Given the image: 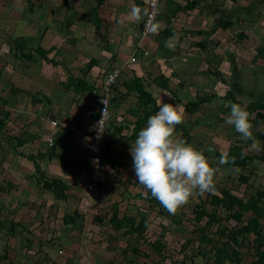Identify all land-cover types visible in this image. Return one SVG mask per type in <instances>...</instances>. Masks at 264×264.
Returning <instances> with one entry per match:
<instances>
[{
  "label": "crops",
  "instance_id": "obj_1",
  "mask_svg": "<svg viewBox=\"0 0 264 264\" xmlns=\"http://www.w3.org/2000/svg\"><path fill=\"white\" fill-rule=\"evenodd\" d=\"M145 1L0 0V119H4L6 124L0 129V196L3 201L0 202V264H87L89 260L85 259L88 254L92 259L96 254V264H105L99 262L104 261L103 253H83L80 247L83 239H72V229L69 228L78 231L86 228L83 205L92 206L93 202H97L93 200H98L87 193L84 181L89 182L92 172L87 150L91 139L88 128L95 125L99 117L96 107L106 94L111 101L104 138V164L113 173L120 168L127 169L130 164L133 166L132 156L129 158L126 153L129 144L120 148L119 142L115 141L125 138L128 131L125 128L131 124L134 128L130 137L136 139V132L147 123L137 126V121L144 116L142 108L138 107V93H128L125 88V83L133 77L142 79L156 103L162 101L167 104L174 100L184 111L188 100H196L201 95L213 97L212 101L201 104L195 113L185 111V115H189L187 124L191 129L199 130L200 126L217 129L220 123L217 125L215 116L220 118L219 121L224 120L223 114L230 115V104L241 101V106L250 114L253 134L262 148L264 130L258 128L264 124V108L251 111L249 106L256 102L264 106V58L255 59L256 56H253L248 65L243 64L241 53L246 47L242 46L234 52L226 42L232 33L236 35L239 30V38H246L248 32L245 25L248 22L264 31V0H160V12L151 32L144 31ZM46 4L50 6L46 7ZM94 8L95 15L90 17L89 12ZM133 9L138 10V15L132 14ZM38 17L46 19L45 29L40 30L43 20ZM30 36H39L35 43L49 51L50 60L44 59L40 63L46 67L45 70L33 63V71L20 74L17 69H24L22 61L27 59L17 49L18 43ZM236 45L239 43L234 47ZM133 57L135 61H132ZM93 60L96 64L90 65ZM60 67H63V74L55 80L53 74ZM113 67L120 69L121 75L110 91H106L104 77L107 70ZM247 71L250 72L247 74ZM81 72L95 88L82 89L77 93L67 87V82L70 77L81 76ZM40 76L46 79L42 84V80L38 79ZM36 95L43 100L33 103ZM133 105L137 108L134 109V116ZM201 111L204 114L199 119ZM126 116L129 118L125 119V125L117 122ZM53 120L73 121L79 131L54 128ZM255 127H258L257 133ZM188 128H183L185 131L181 129V137L189 131ZM224 133L229 137L228 150H220L216 145L220 140L214 138L215 143L208 144V148H214V155L204 153L207 158L212 157L218 162L217 151L228 153L231 145L241 146L246 154H257L255 150H250L251 141L243 140L233 126L226 132L223 127ZM52 135L55 140L50 145L48 139ZM19 137L25 142L19 143ZM27 155L37 156L40 170ZM114 156L121 157L128 166L115 170L110 165ZM257 161L261 160L255 159L248 167ZM222 166L225 167H218ZM54 179H61L67 185V199L55 198ZM21 182H24L22 186L25 189L20 190L28 198L22 199L23 193L17 194ZM102 185L103 182L100 187ZM35 192L41 200H31L30 196H34ZM146 194L144 188V196ZM75 199L79 200L76 206L71 202ZM25 207H35V213L25 211ZM87 210L89 216V208ZM111 210L110 214L116 210L114 204ZM66 214H77L78 221L73 225L65 222ZM56 216L62 220L57 222L59 226L55 232L57 235L60 231V237L46 240L48 246L40 243L41 239H34L35 234H24L30 233L31 227L35 226L37 230L48 228L45 232L48 235L55 230Z\"/></svg>",
  "mask_w": 264,
  "mask_h": 264
},
{
  "label": "rangeland",
  "instance_id": "obj_2",
  "mask_svg": "<svg viewBox=\"0 0 264 264\" xmlns=\"http://www.w3.org/2000/svg\"><path fill=\"white\" fill-rule=\"evenodd\" d=\"M45 1L50 2V0H45ZM49 6L50 5L46 4V7H49ZM28 10H29L28 13L30 14L31 9L29 8ZM25 13H27V11ZM41 15L43 14L41 13ZM38 18H41V17H38ZM41 20H43V22L40 26V30H42L43 28L45 29V26L47 24L45 18L44 19L41 18ZM49 22H52V21H49ZM245 30L248 32V36L246 38L244 39H242L241 37L239 38V35H237L240 31L239 30L236 33V35H233L232 33L229 36L230 38L228 39V42H226V44L234 52L235 50H238L242 46H245L246 50L243 51V54L241 53V58H242V63L248 65L251 59L253 60V56H255L256 47L259 43H261L260 42L261 36L264 34L263 33L264 31H262L260 27H255V24H252L249 22L245 25ZM40 35L41 34H39V36ZM38 37L30 36V37L23 38V40L19 41L18 45H20V47L22 46L21 52L25 54H32V57H35V58H34V61L32 60L33 58L31 59L32 62L27 61L29 60L27 58H26L27 60H23L22 62L24 64L23 66L24 69H17L18 73L24 74V72H28V71L31 72L35 68L33 63L37 64L38 66L43 61V59L39 56V54L36 51H33L34 49L30 47V46L38 47L40 45V44L35 43ZM233 43L234 44L239 43V45H236V47H234ZM26 50H29V51H26ZM18 54H20V51H18ZM11 55L14 56V54H11ZM37 57L39 59H37ZM40 66H42V68L45 70L46 67H44L43 65H40ZM25 69H27V71H25ZM13 71H16V68L15 69L13 68ZM57 71L58 72L53 74L55 77V80L57 78L58 80L61 78L60 76H62L63 74L61 73V71H63V67H60L59 70ZM249 72L250 71H247V74ZM52 73L53 72H51L50 74L52 75ZM249 75H251V73ZM249 75L244 76V77L246 78ZM38 79L42 80L41 84L46 80V79H43V77L41 76ZM60 87L61 86H59V88ZM247 87H250V86H247ZM259 93H262V91H259ZM134 109L137 110V108L136 107L133 108L132 116H134L133 114ZM203 114L204 112L201 111V114H199L200 115L199 119H202L201 117ZM184 115H185V111H184ZM223 115L225 117L223 116L224 120H221V121H219L220 120L219 117L215 116L217 125L219 123L220 124L217 126L218 128L214 130H209L207 127H202V126L198 127L199 130L195 128L191 129L190 125L187 124V121H189L188 119L189 115H185L184 123L176 127L174 135L176 136L177 139L184 141L186 144H190V145L192 144L194 148L202 151L203 153L208 154L209 152L210 155H214V153L213 151L211 152L208 151V149L209 148L214 149V148L212 147L208 148V144L215 143L214 138L215 139L218 138V140L220 141L216 142V145L220 147L219 148L220 150L224 149L225 151H227L228 150L227 144L229 142V137L226 135V133L223 134V127H224V131L226 132V130L229 129L230 125L226 123V119L228 116H226L225 114ZM195 117L196 115L193 117V121ZM126 118H129V117L126 116L125 118H120L117 122L119 124L125 125ZM207 118H211V117H207ZM215 118L213 119V121H215ZM188 126H189L188 128L189 131L184 132V137H181L182 131H185L183 128L188 127ZM259 126L260 128L255 127L256 133L258 131L257 128L260 130H264V124H260ZM133 128L134 127L131 124L129 128H125V129H128V131L125 132L127 134L125 135V138L123 140L121 139L115 140L119 142L118 143L119 145H121L120 148L122 146L126 147V144H129V149L126 150V153L129 154V158L131 157L130 155L131 143L135 141L134 138L130 137L133 133ZM181 129L183 130L181 131ZM140 131L141 130L136 132L137 136ZM245 148L249 150V148L247 147ZM109 149H110V146H109ZM255 151L257 154H260L262 152L261 146L259 150H255ZM208 159L213 163L214 167L219 166L218 162L215 161L214 158L209 157ZM44 166L46 167V164ZM105 170L107 171V173H106V176L104 177L103 185L101 187L99 186L95 190V192L92 193L91 195L87 192L90 196H93L95 197V199L97 198L98 200H93L97 202L96 203L93 202L94 204H92V206L83 205L82 215L85 218V222H87L86 228L80 231L75 230L74 228H69V229H72V231L70 232L72 239H83L82 244H80V247H82L81 251L83 253H90L94 251V253H101V255L102 253L104 254L105 256V258H103L104 261L99 260V262H103L105 264H118L119 262L123 260L124 256H123L122 250L127 246V243L137 244L138 242H136V239H141V238H138V236L129 237L127 235H124L122 232H116L112 228V226L108 222L109 220L108 217L111 216L110 212L112 211L111 208L113 207V204L115 205V208L116 207L119 208V211L121 212V214H124V213L137 214L140 211L145 212L152 221V224L148 228L146 238L150 241L154 239L155 240L160 239L166 245V249L164 250V255L166 256V258L162 260V258L157 254V252L153 251L151 246H149L148 243L143 242L141 239L140 241L141 249H143L144 253H148L150 256L137 258L136 259L137 263H140V264H153V263L154 264L156 263L157 264H192L191 256L194 257L196 264H212L211 256L209 255L204 256L203 254H198L201 248L199 246L200 245L199 242L193 239L194 237L193 232L195 228L198 225H201L202 227L207 226V220L209 221L212 215L220 216V218L224 217V220L220 222L217 220L216 221L213 220L211 224L209 225V227H206L205 229L208 234H210L211 236L215 238V240L224 241L227 238H226V235L223 234V232L226 231V233H228V230L230 228H234L237 225V222L235 220L229 219V218L226 219L228 212H226V210L223 207L219 205L215 206L207 201V199H211L210 198L211 196L209 193H205L204 195L195 196L190 201L189 204L185 205L180 211L177 212V215H180L182 217V223H173L171 220V217H169L168 219L166 218L163 219V216L159 214L160 207L159 206L154 207L153 205H149L148 202L143 197L140 196L141 194L144 195V188H143V185H141L139 182L136 183L137 180L135 177V172H134L132 164H130L127 169L120 168L118 171H115L114 173L112 169L108 168V166H105ZM240 174H244L250 177V180L248 181V183L240 179ZM22 183L24 182H21L20 184L21 187L17 188L18 189L17 194L23 193L20 189H25L24 185L22 186ZM87 184H88V181H84V187H86ZM216 185L218 186V189H216L215 193L225 195V193L228 192V194L226 195V199L228 201L231 199H237L240 197L247 199L250 193H253L257 188H260V187L262 188L264 186V162L262 160L257 161L255 162V164L252 165V167H248V169L246 170L239 169V168L228 169L226 166L225 167L222 166L221 168H219V172L217 173ZM30 188L34 190L33 187H30ZM40 196H41V192H40ZM21 197L22 199L23 198L25 199V198H28L29 196L24 195L23 193ZM30 197H32V199L30 198L31 200H36V199L41 200L39 197H37L36 192L34 196H30ZM13 198H15V196ZM1 201H2V197L0 196V202ZM78 201H79L78 199H75L71 202L73 203V205L76 206L77 204H79ZM203 201L205 202L204 204L201 205V207L203 208L200 210L204 211L205 216H204V220L198 222L196 220L197 215L195 212H193V209L195 208L196 204H199V203L201 204ZM65 208L70 209L67 206ZM88 208H89V214H90L89 216H87ZM25 209H26L25 211L35 213V211H33L35 207L31 209L25 207ZM235 210H237L236 207H234V211ZM62 211H63V208H62ZM250 214L251 213H248L245 216V221L248 220ZM94 216L104 217L105 220L104 222H101L98 218L94 220ZM54 221H55V225L53 224V226L55 230L51 231L48 235L45 234L48 228L38 229L39 230L38 231L35 228V226L31 227L32 230L30 229L31 230L30 233L26 232L24 234L25 235L35 234L36 236L34 237V239H41L40 243H43L46 246H48L46 240L54 239L53 237H60V231H58L57 235H55V232L59 226L57 222H60L62 220L60 217L57 218L56 216V219L54 217ZM161 222L163 224H166V226H168L170 230L164 236H160V233L163 231ZM33 230H36V231L33 232ZM190 238L192 242L187 246V249L185 251L183 250V244L185 243L187 239H190ZM101 239H104V240H101ZM253 239H254V235L248 233L246 244L242 248L243 264H249L254 258V249H252ZM229 248L231 249L232 247L229 245ZM65 252H67V250ZM186 253L187 255L185 256ZM87 259L89 260L88 262H86L87 264H96L95 262L96 254L95 256H93V259L88 254L85 261ZM173 260L177 262L173 263Z\"/></svg>",
  "mask_w": 264,
  "mask_h": 264
},
{
  "label": "trees",
  "instance_id": "obj_3",
  "mask_svg": "<svg viewBox=\"0 0 264 264\" xmlns=\"http://www.w3.org/2000/svg\"><path fill=\"white\" fill-rule=\"evenodd\" d=\"M90 10V17L95 15V10ZM264 41V34L261 36V42ZM19 47L17 49L22 50V46L18 45ZM39 56L44 60L50 58L48 57L49 51L47 49L43 48L41 45L36 47L34 49ZM23 56L29 60H31L32 54H25L23 53ZM255 59L257 58H264V43L257 47V53L255 55ZM56 61V60H55ZM92 62V61H91ZM90 62V63H91ZM55 64V63H54ZM58 64V63H57ZM96 64L93 60V63L90 65ZM63 65V64H62ZM112 69V68H111ZM110 70V69H109ZM108 71V70H107ZM82 73V72H81ZM80 73V74H81ZM79 74V75H80ZM85 73H82L81 76H78V78L70 77V81H68L67 87L73 88L75 92H81L82 89H91L95 88L94 84H89L85 79ZM93 85V86H92ZM125 88L128 93L132 91H137L138 93V107L143 111L144 116L139 119L137 122V126L142 125L145 123L148 118L157 111V103L156 99L146 90L145 84L143 83L142 79L133 77L131 81H128L125 83ZM228 98L227 96H225ZM231 97V93H230ZM35 99H33V103L37 101H42L43 98L40 95L34 96ZM214 98L211 96L201 95L197 96V99H191L188 100L185 103V111L188 113H195L199 106L205 102H210ZM229 99V98H228ZM167 104H175L174 100L169 101ZM238 104L242 105L241 101H238ZM256 108H264L261 104L251 103L249 106V109L251 111H254ZM97 115V113H94ZM99 114V113H98ZM6 118V117H5ZM5 120L0 119V129L5 126ZM212 126V124H211ZM64 134V131H63ZM134 136V135H133ZM19 143H24L25 139H21V137L18 138ZM24 141V142H23ZM216 151V150H215ZM229 156L235 157L236 162L235 164H226L225 166L228 169H233L235 167H239L244 169H247L249 165L253 163L255 159L264 161V143L262 145V152L260 154H253L249 155L244 152H242V147L238 145H231L229 150ZM221 152L217 151L216 156L219 159ZM28 158L32 159L36 165V169L40 170V166L37 162V156L34 155H27ZM42 155L41 157H43ZM207 157V155L205 154ZM40 157V155H39ZM111 166L115 167V170H117L119 167L126 168L128 166L127 162H124L121 157L114 156V159L110 163ZM229 176V175H228ZM240 179L244 182H248L249 177L246 175H241ZM53 190L55 194V198L58 200H65L69 197L68 194H66L67 185L61 180V179H54L53 183ZM216 189H218V186L216 185ZM147 194L140 195L143 197L149 205L153 206H159V214L163 216V219H168L171 217V220L173 223H182V217L180 215H172L169 214L163 206L157 201L154 197H152L150 191L146 190ZM228 192L225 193V195H221L218 193L210 194L211 199H207V201L213 205H219L223 207L226 212H228V215L225 217L226 219H233L237 222V225L234 228H230L228 230V233L223 232L224 235H226V238L224 241L215 240L213 236L208 234L206 232V227H209L211 222L214 221H222L224 220V217L220 216H211V219L207 220V226L202 227L201 225H198L193 234V239L195 241L199 242V246L201 250L198 254H203L204 256H211L212 258V264H243V258H242V248L245 246L247 241V234L253 233L255 235L254 241H253V248L254 249V258L249 264H264V187L262 189H258L255 193L250 194L247 199H244L243 197L237 198V199H231L227 200L226 195ZM205 201H203L201 204H196L195 208L193 209V212L196 213V220L198 222L204 220L205 213L204 211L200 210L203 207H201L202 204H204ZM234 207L237 208V210L234 211ZM114 212H112L109 222L112 225V228L116 232H122L124 235H127L129 237L138 236V238H141L143 242H146L151 246L152 250L157 252V254L164 260L166 256L164 255V250L166 249V245L162 240L156 239L154 241H150L146 238V234L148 231V228L152 224V221L150 217L145 212H138L137 214H129L124 213L121 214V212L118 210V208H115ZM251 213L248 220L245 221V216ZM78 215L77 214H66L65 222L71 223L72 225L75 224L77 220ZM101 222L104 219V217H96ZM164 221V220H163ZM162 225V232L160 233V236H164L167 232H169V227L166 226V224ZM14 227V225H13ZM12 227V229H14ZM223 237V236H221ZM141 239H136L137 244L135 243H127V246L122 250L123 252V260L119 262L118 264H140L137 263V258L139 257H149L150 255L148 253H144L143 249H141ZM130 240V239H128ZM192 242L191 238L187 239L185 243L183 244V250L186 251L187 246ZM229 245L232 247L229 248ZM187 253L185 254V256ZM130 256V257H129ZM170 257V256H169ZM130 258V259H129ZM192 264L195 263L194 257L191 256ZM177 261L173 260V263H176ZM154 264V263H153ZM157 264V263H156Z\"/></svg>",
  "mask_w": 264,
  "mask_h": 264
},
{
  "label": "clouds",
  "instance_id": "obj_4",
  "mask_svg": "<svg viewBox=\"0 0 264 264\" xmlns=\"http://www.w3.org/2000/svg\"><path fill=\"white\" fill-rule=\"evenodd\" d=\"M132 14L138 15V10L133 9ZM166 46H169L167 42ZM157 105L159 110L148 118L146 126L131 143L130 155L136 180L169 214L175 215L195 196L215 194L219 168L214 167L202 151L174 135L176 127L184 123V108L162 101H157ZM230 109L226 123L233 126L243 140L251 141L250 150H259L260 142L253 134L247 109L238 103H231ZM106 112L107 105L95 126L98 139L105 131ZM235 162L236 158L227 152H222L218 160L219 165Z\"/></svg>",
  "mask_w": 264,
  "mask_h": 264
},
{
  "label": "built area",
  "instance_id": "obj_5",
  "mask_svg": "<svg viewBox=\"0 0 264 264\" xmlns=\"http://www.w3.org/2000/svg\"><path fill=\"white\" fill-rule=\"evenodd\" d=\"M146 19L144 23V31L145 32H151L155 26L157 15L160 12V0H146ZM136 59L133 57L132 61H135ZM121 75V70L118 68L113 67L112 69L108 70L105 75V83H104V89L106 91H110L111 87L115 85V83L118 80V77ZM110 96L108 94L105 95L100 101V103L97 105L96 110L99 113V117L97 121L95 122V125L91 128H88V132L90 133V141L87 143V150L90 154L91 158V166H92V172L90 174V179L87 184V190L88 193L91 195L95 192V190L101 185V182H103L106 170H105V164H104V153H105V147H104V138H105V131H106V124L109 121L110 117ZM107 105V112L105 113L104 117V127L105 131L102 134V138H97V131L95 130V126L98 124V122L102 118V112L104 111L106 105ZM52 125L54 128L57 129H67L71 132H78L79 127L77 123L67 120L65 122H60L57 120L52 121ZM55 137L52 135L48 141L50 145L54 144Z\"/></svg>",
  "mask_w": 264,
  "mask_h": 264
}]
</instances>
